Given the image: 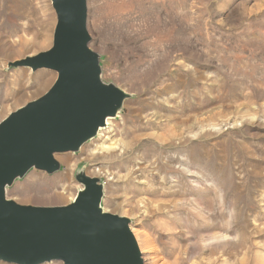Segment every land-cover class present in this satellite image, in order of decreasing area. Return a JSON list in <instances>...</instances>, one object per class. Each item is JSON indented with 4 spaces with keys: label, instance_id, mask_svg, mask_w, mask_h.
<instances>
[{
    "label": "rangeland",
    "instance_id": "obj_1",
    "mask_svg": "<svg viewBox=\"0 0 264 264\" xmlns=\"http://www.w3.org/2000/svg\"><path fill=\"white\" fill-rule=\"evenodd\" d=\"M56 25L51 0H0V123L57 81L14 66L49 51ZM88 32L103 83L128 97L8 200L66 207L97 179L144 264H264V0H88Z\"/></svg>",
    "mask_w": 264,
    "mask_h": 264
},
{
    "label": "water",
    "instance_id": "obj_2",
    "mask_svg": "<svg viewBox=\"0 0 264 264\" xmlns=\"http://www.w3.org/2000/svg\"><path fill=\"white\" fill-rule=\"evenodd\" d=\"M57 17L53 47L16 62L58 75L41 98L0 123V262L6 264H144L129 220L101 207L103 186L80 177L85 190L66 207L22 206L7 189L30 170H60L56 155L78 151L128 97L101 79L90 49L88 0H51Z\"/></svg>",
    "mask_w": 264,
    "mask_h": 264
},
{
    "label": "bare ground",
    "instance_id": "obj_3",
    "mask_svg": "<svg viewBox=\"0 0 264 264\" xmlns=\"http://www.w3.org/2000/svg\"><path fill=\"white\" fill-rule=\"evenodd\" d=\"M109 120H110V118H108L107 120H106V126L108 125V123H109ZM102 130V128H100L99 129V131H101ZM62 197V196H61ZM60 199V198H59ZM74 202H75V199H74ZM230 244V239L229 238H225V237H223V238H217V239H213V241L210 243V246L209 247H211V249L212 248H224L225 246H227V245H229ZM219 250V249H218ZM213 251V250H212Z\"/></svg>",
    "mask_w": 264,
    "mask_h": 264
}]
</instances>
